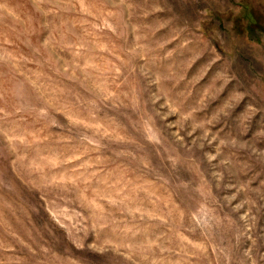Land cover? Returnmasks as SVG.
Instances as JSON below:
<instances>
[{
    "label": "rangeland",
    "instance_id": "rangeland-1",
    "mask_svg": "<svg viewBox=\"0 0 264 264\" xmlns=\"http://www.w3.org/2000/svg\"><path fill=\"white\" fill-rule=\"evenodd\" d=\"M0 264H264V0H0Z\"/></svg>",
    "mask_w": 264,
    "mask_h": 264
}]
</instances>
